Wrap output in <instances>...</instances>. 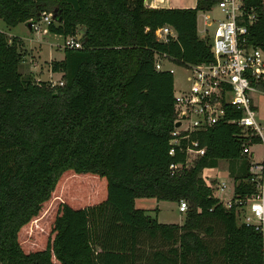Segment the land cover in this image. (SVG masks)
I'll use <instances>...</instances> for the list:
<instances>
[{
	"label": "trees",
	"instance_id": "trees-1",
	"mask_svg": "<svg viewBox=\"0 0 264 264\" xmlns=\"http://www.w3.org/2000/svg\"><path fill=\"white\" fill-rule=\"evenodd\" d=\"M216 1L154 7L144 0H0L7 26L55 9L60 20L47 31L78 35L82 44L64 47L52 62L63 84L50 86L22 76V41L0 30V264H214L215 257L264 264L260 234L238 223L234 205L225 207L200 175L218 159H243L237 123L193 133L204 154L175 174L168 168L184 153H168L173 73L156 69L155 60H211L196 16ZM244 5L256 7L249 40L264 50V0ZM164 24L175 38H156ZM226 114L239 111L228 106ZM228 172L235 196L254 191L247 159L229 163ZM142 196L185 199L183 222H158L135 207ZM213 220L223 227L217 250L202 235L211 236Z\"/></svg>",
	"mask_w": 264,
	"mask_h": 264
},
{
	"label": "built area",
	"instance_id": "built-area-1",
	"mask_svg": "<svg viewBox=\"0 0 264 264\" xmlns=\"http://www.w3.org/2000/svg\"><path fill=\"white\" fill-rule=\"evenodd\" d=\"M223 17L211 18L204 14L205 25L216 23L212 35L208 28L204 29L208 37L212 59L197 63H185L188 70L187 89L173 93L174 120L170 132V148L173 155L178 149L184 153L183 160L171 161L169 172L175 174L193 165L194 160L204 154L205 146L199 139L191 138L195 132H201L220 121H232L241 128L243 139L241 153L253 155L250 147L254 143L262 146V157L249 160V180L254 191L245 195H234V183L230 186L227 196L215 194L222 204L230 208L234 205L238 223L252 225L260 234L264 250V123L256 119L255 103L252 92L264 94V50L249 40V27L257 20L256 7H246L244 0H217ZM43 17L47 24L52 20L49 12L32 20L31 27ZM47 30V28H46ZM157 39L168 41L175 38L176 33L168 24L157 27ZM211 36V40L209 37ZM81 41L75 35L63 37V47H81ZM166 54L157 55L156 69H164L161 64ZM172 71V68H169ZM63 81H60L62 84ZM239 111V116L228 117L227 107ZM215 189L225 192L229 189L227 182L218 180ZM214 189V190H215ZM178 210L185 212L188 202L180 198Z\"/></svg>",
	"mask_w": 264,
	"mask_h": 264
},
{
	"label": "rangeland",
	"instance_id": "rangeland-1",
	"mask_svg": "<svg viewBox=\"0 0 264 264\" xmlns=\"http://www.w3.org/2000/svg\"><path fill=\"white\" fill-rule=\"evenodd\" d=\"M186 2H192V0H186ZM55 10V9H54ZM49 12L52 19H56L54 14L55 11ZM209 14L211 18L223 17L222 12L219 10L216 2L208 10L197 11L196 22L198 33L202 37L206 33L203 31V22H205L204 14ZM216 23L208 26V32L212 35L213 28ZM0 30L5 32L8 37L16 35L21 37L22 46L21 59L18 63V71L23 77H28L30 81L43 82L50 86L62 85L60 81H63L62 72L52 70V62L55 60H61L63 58V36L51 33L46 30V21L43 17L37 21L33 27H29L25 21H20L14 26H7L4 21L0 18ZM211 40V36L209 37ZM161 64L163 68H172L173 73V92L177 93L179 91L185 90L189 86V81L186 79L188 70L186 64L180 62L171 57L162 58ZM253 102L255 103L256 109V119L259 123H264V94H257L252 92ZM250 151L253 155H245L243 159H218L216 167H205L201 170L200 175L203 177L204 181L208 183L213 190L215 183L218 180H224L227 182L229 189L225 192L215 189V194L219 196H227L230 193V186L233 183L232 176L229 174V163L235 164L236 166L241 162L244 163L249 160H259L262 157V146L260 143H254L250 147ZM245 161V162H244ZM149 200V205L153 204L154 199ZM161 209L159 216L161 219L168 221H180L184 218L185 213L178 210L177 201L166 200V202H161ZM153 206V205H152ZM155 206L149 211H154ZM213 232L211 236H206L202 234L208 241L211 250H217L222 242V225L213 220L210 222ZM222 259L220 257L214 258V264H220Z\"/></svg>",
	"mask_w": 264,
	"mask_h": 264
},
{
	"label": "crops",
	"instance_id": "crops-1",
	"mask_svg": "<svg viewBox=\"0 0 264 264\" xmlns=\"http://www.w3.org/2000/svg\"><path fill=\"white\" fill-rule=\"evenodd\" d=\"M144 4L147 5V6H154V7H159V6H162V7H173V6H178V7H193L196 4V0H192V2H186V0H144ZM207 27L208 26L205 25V22H203V31ZM197 34H198L199 37H202L198 33V28H197ZM19 38H21V37H19ZM231 178L233 180V177H231ZM233 183H234V180H233ZM150 198H155V197H143V196L142 197H135L134 198V205H135V207L145 209V212L147 214L153 216V217H156V219H157L158 222H162V223H178V224H181L183 222V219L184 218L182 220H180V221H175V220L168 221V220H164V219H161L160 218L159 213H160V209H161L160 207H161V204H162L161 202H166V200L154 199L152 205L155 206V208H153L155 210L154 211H149L153 207L152 205L150 206L149 203H148L149 200H153V199H150Z\"/></svg>",
	"mask_w": 264,
	"mask_h": 264
},
{
	"label": "water",
	"instance_id": "water-1",
	"mask_svg": "<svg viewBox=\"0 0 264 264\" xmlns=\"http://www.w3.org/2000/svg\"><path fill=\"white\" fill-rule=\"evenodd\" d=\"M58 12V11H57ZM58 14V13H57ZM57 20H60V16H57V18H56ZM27 25L31 28V24H32V20L30 19V20H28L27 22ZM179 124V121H176L175 123H174V125L175 126H177Z\"/></svg>",
	"mask_w": 264,
	"mask_h": 264
}]
</instances>
